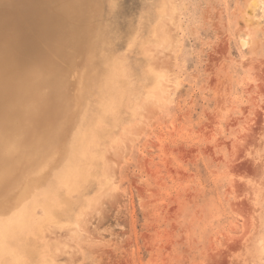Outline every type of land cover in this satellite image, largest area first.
I'll return each instance as SVG.
<instances>
[{"label":"rangeland","instance_id":"1","mask_svg":"<svg viewBox=\"0 0 264 264\" xmlns=\"http://www.w3.org/2000/svg\"><path fill=\"white\" fill-rule=\"evenodd\" d=\"M93 2L97 14L87 11L100 45L73 59L68 96L96 50L98 83L80 105L71 99L57 136L34 138L52 159L15 168L3 189L8 209L39 174L42 184L52 181L83 116L101 131L89 152L93 175L55 218L40 220L35 210V230H20L32 251L17 264H264V0ZM2 3L5 34L30 6L18 26H28L23 43H37L32 24L47 3ZM105 60L121 67L114 98L100 92Z\"/></svg>","mask_w":264,"mask_h":264},{"label":"bare ground","instance_id":"2","mask_svg":"<svg viewBox=\"0 0 264 264\" xmlns=\"http://www.w3.org/2000/svg\"><path fill=\"white\" fill-rule=\"evenodd\" d=\"M43 1L47 3L49 11H38L41 20L35 23L36 25L32 24L33 28H37V43H23L21 41L23 30L28 26H18L21 21L26 19V16L29 17L30 6L23 9L16 7L19 9L16 11V17L21 21L16 24V27L10 24L9 33L5 34L0 29V203H2L0 205V264H17L23 261L25 250L32 251V248L24 242L20 230L24 231L23 226L26 224L32 228L31 230H35L36 226L33 227L37 221L33 220L35 210L39 208L42 212L40 220L46 217L55 218L59 215L62 209L67 208L73 202L72 200L70 203L69 194L76 191L83 182L92 177L93 167L96 164L89 152L94 142L93 139L101 131L99 133L93 131L96 120H86L83 116L77 131L69 140L66 154L61 156L63 165L54 172L52 181L42 184L44 177L42 178L39 174L32 180V183L22 185L23 188L21 187L20 192L18 190V194L14 192L17 195L13 194V197H16L14 198L15 202L13 203V200L11 202L13 209H8V206L11 207L8 205L11 197L3 189L11 184L15 175V168L22 163L31 165L35 158L39 160V167L44 168L52 159L48 155L40 154L38 149H34L42 146L37 145L34 138L41 136L40 141L45 144L47 140H52L53 137L57 136V130L66 127V122L60 123L59 121L57 123V121L59 118L62 120L63 116L69 112L68 105L71 103V99L75 105H80L85 94L89 92L88 84L90 82L98 83L96 81L98 75L95 71L97 69L95 63L99 58L101 60V56H98L96 50L97 56H94L89 62L84 60L88 63L84 67V71L81 72L82 69H78L82 74L78 75L80 78L75 94L72 95L73 98L68 96L69 81L67 75L69 72L71 73L73 68V59L78 53L85 50L92 52L100 45L99 40L92 37L93 22L87 11V7H92V15L97 14L94 0ZM2 2L4 0H0V9ZM4 6L7 7V5ZM13 18L12 21H14ZM5 21L1 22L2 28L4 24H7ZM35 44L37 47L33 49ZM103 62L105 67L103 77L101 76L103 83L99 85L102 89L100 92L101 94L107 92L105 94H109V98H114V94L119 96L120 93L119 88L115 90L114 78L119 74L121 67L116 61H113V64L106 62V60ZM73 83L72 86H74ZM113 103L114 100H111L107 105L112 109ZM52 115L54 120L59 117L55 123L50 122ZM48 148L53 150L52 152L55 150V146H48ZM35 155L39 156L35 157ZM44 185L47 186L43 188ZM59 188L66 189L65 197L63 195V198H59L57 193ZM82 194H84L83 191ZM80 197L78 196V199ZM75 204L79 205L78 203ZM72 210L74 209L72 208ZM1 214L7 216L3 217Z\"/></svg>","mask_w":264,"mask_h":264}]
</instances>
